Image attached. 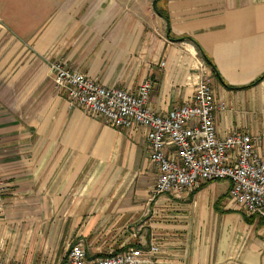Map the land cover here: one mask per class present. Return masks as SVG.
Here are the masks:
<instances>
[{"label":"crops","instance_id":"obj_1","mask_svg":"<svg viewBox=\"0 0 264 264\" xmlns=\"http://www.w3.org/2000/svg\"><path fill=\"white\" fill-rule=\"evenodd\" d=\"M153 1L0 0L3 261L60 264L71 238L138 229L115 252L157 245L146 264H264V217L226 203L230 182L155 195L148 129L111 128L55 88L53 61L130 92L150 79L149 108L165 115L206 79L227 104L219 136L264 131V0H160L167 22ZM85 241L90 256L112 249Z\"/></svg>","mask_w":264,"mask_h":264},{"label":"built area","instance_id":"obj_2","mask_svg":"<svg viewBox=\"0 0 264 264\" xmlns=\"http://www.w3.org/2000/svg\"><path fill=\"white\" fill-rule=\"evenodd\" d=\"M50 71L70 108L118 130L148 129L149 159L158 173L155 195L195 192L205 184L226 180L231 184L230 204L247 216L264 217V131L219 136L215 116L227 104L216 98L208 80L199 82L189 103L157 115L149 108L154 88L150 79L130 92L106 87L61 61L51 62ZM2 188L0 178V192ZM159 251V246L151 245L148 250L128 247L90 256L85 239L79 238L67 250L65 264H146ZM0 264L10 263L0 257Z\"/></svg>","mask_w":264,"mask_h":264},{"label":"rangeland","instance_id":"obj_3","mask_svg":"<svg viewBox=\"0 0 264 264\" xmlns=\"http://www.w3.org/2000/svg\"><path fill=\"white\" fill-rule=\"evenodd\" d=\"M119 1H122V2L125 3L128 0H119ZM17 3L18 2H15V4H16L15 11L16 12H20L21 8L19 6H17ZM148 8L150 9V5L148 6ZM21 27L25 28L26 25H21ZM15 28H16V26H15ZM16 30H18V29L16 28ZM25 30H26V28H25ZM19 33H21L23 35L27 34L26 32L22 33L20 31H19ZM227 200H228V197H227ZM227 202L229 203V200L226 201V203ZM234 209H236L235 211H237L239 213H242V215L247 218L246 214L244 212H242L237 206H234ZM228 210H231V209L229 208ZM100 224H101V222H100ZM135 232L136 233H134V234L133 233L132 234H130V233H125L124 234V233H114V232H111V231H103V232H96V233L86 234L85 239L87 240V242L89 244H93V246L95 244L98 245V246L100 245L101 247H105L104 249H106V250L112 248L110 251H105L103 253V254H108V253H114L115 251L120 250L119 246L121 244H127V243L131 242L132 239H129V238H131L132 235L136 234V236H138V237L143 235V233H140L138 229H136ZM76 239H78V238H75V237L71 238L70 240H68L66 246L62 247L61 255L63 257L61 259L62 261H61L60 264H65L66 256H67V254H66L67 253V249L69 248L70 245H72L76 241ZM116 240H118L117 242H118L119 245L118 246L116 245V246L112 247V244ZM91 253H92V251H91Z\"/></svg>","mask_w":264,"mask_h":264},{"label":"water","instance_id":"obj_4","mask_svg":"<svg viewBox=\"0 0 264 264\" xmlns=\"http://www.w3.org/2000/svg\"><path fill=\"white\" fill-rule=\"evenodd\" d=\"M158 1L159 0L153 1V8H154L155 12L157 13V15H159L161 18H163L167 22V19L157 10L156 4ZM167 34H169V27H168V33Z\"/></svg>","mask_w":264,"mask_h":264},{"label":"trees","instance_id":"obj_5","mask_svg":"<svg viewBox=\"0 0 264 264\" xmlns=\"http://www.w3.org/2000/svg\"><path fill=\"white\" fill-rule=\"evenodd\" d=\"M159 1H160V0H159ZM159 1H158L157 4H156L157 10H158V11H159L164 17H166V15L164 14V12L161 11L160 8L158 7V3H159ZM166 18H167V17H166ZM207 59H208V58H207ZM207 59H206V60H207ZM263 77H264V76H263ZM261 79H262V78H261ZM259 81H260V80H258L257 82H259ZM252 218H253V217H252ZM252 218H246V219H247L248 222H252V220H253Z\"/></svg>","mask_w":264,"mask_h":264}]
</instances>
